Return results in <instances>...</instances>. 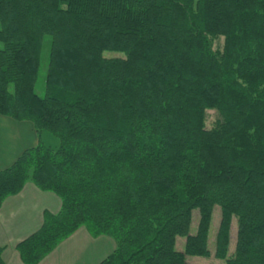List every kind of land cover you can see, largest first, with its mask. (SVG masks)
Segmentation results:
<instances>
[{"label":"trees","instance_id":"trees-1","mask_svg":"<svg viewBox=\"0 0 264 264\" xmlns=\"http://www.w3.org/2000/svg\"><path fill=\"white\" fill-rule=\"evenodd\" d=\"M0 113L40 137L0 170V207L27 181L62 202L25 264L83 225L116 241L98 264H203L216 205L215 258L264 264V0H0Z\"/></svg>","mask_w":264,"mask_h":264},{"label":"crops","instance_id":"crops-1","mask_svg":"<svg viewBox=\"0 0 264 264\" xmlns=\"http://www.w3.org/2000/svg\"><path fill=\"white\" fill-rule=\"evenodd\" d=\"M40 137L29 120H17L0 113V170L10 166L24 150L36 146ZM62 205L60 197L27 181L22 190L9 195L0 207V245L4 246V264H25L17 244L37 231L44 214L56 213ZM115 248L110 236H93L79 227L59 243L38 264H98Z\"/></svg>","mask_w":264,"mask_h":264},{"label":"rangeland","instance_id":"rangeland-1","mask_svg":"<svg viewBox=\"0 0 264 264\" xmlns=\"http://www.w3.org/2000/svg\"><path fill=\"white\" fill-rule=\"evenodd\" d=\"M223 39L220 38L215 42V47L222 46ZM49 48H50V36L45 37V41L42 48V55H41V69H40V75L39 80L37 84L38 90L41 92L44 88V77L46 75L47 67H48V61H49ZM105 56H121L124 55L123 52L120 51H111L107 50L104 52ZM218 116L217 111L214 109H210L207 111V126H212L213 122L215 121L216 117ZM44 142L46 144H51L53 146L58 144V139L52 135L49 132H44L43 135ZM220 215H221V209L219 205L215 206L214 212H213V218L211 222L210 232H209V247L211 250V256L210 257H204V256H188V261L193 263H203V264H223L225 261L215 258V242H216V235H217V229L220 222ZM198 221H199V210L194 209L193 210V216H192V222L190 227V233H195L198 227ZM86 228L84 225L82 226ZM109 236V235H106ZM111 239L115 242L116 247V241L115 239L110 236ZM236 239H237V218L234 216L231 224V242H230V248L229 253H232L236 246ZM186 242V237L183 235H180L177 237L176 247L179 250H184ZM114 250V249H113Z\"/></svg>","mask_w":264,"mask_h":264}]
</instances>
